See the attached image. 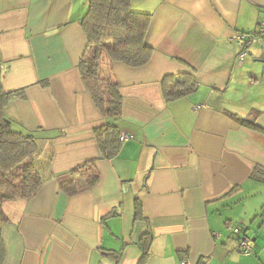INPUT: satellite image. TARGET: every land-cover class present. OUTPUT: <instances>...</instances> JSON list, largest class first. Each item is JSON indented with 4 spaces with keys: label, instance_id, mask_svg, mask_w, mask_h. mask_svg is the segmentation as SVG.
I'll use <instances>...</instances> for the list:
<instances>
[{
    "label": "crops",
    "instance_id": "obj_1",
    "mask_svg": "<svg viewBox=\"0 0 264 264\" xmlns=\"http://www.w3.org/2000/svg\"><path fill=\"white\" fill-rule=\"evenodd\" d=\"M151 13L139 67L113 62L122 96L116 156H102L94 130L105 119L78 62L86 0H0V77L21 91L5 114L52 136L44 181L0 209V264H264V39L237 58L236 32H254L264 0H134ZM193 72L197 88L166 101L161 80ZM202 105L201 108H195ZM257 116L261 129L243 123ZM95 159L99 181L67 195L58 177ZM143 219H135V200ZM243 227L251 254L236 248Z\"/></svg>",
    "mask_w": 264,
    "mask_h": 264
},
{
    "label": "trees",
    "instance_id": "obj_2",
    "mask_svg": "<svg viewBox=\"0 0 264 264\" xmlns=\"http://www.w3.org/2000/svg\"><path fill=\"white\" fill-rule=\"evenodd\" d=\"M134 0H86V10L80 25L86 45L78 62L85 89L105 122L94 130L102 156L111 159L120 149L119 121L122 116V96L111 64L122 62L129 67L145 65L153 49L145 43L151 13L134 8ZM197 82L193 72L167 74L161 80L162 95L174 101L194 92ZM21 91L5 92L0 77V209L5 201L29 198L44 179L42 166L48 168L51 159L49 141L52 136L40 129L28 131L18 127L5 114L7 104ZM257 116L243 123L261 129ZM252 177L264 181V169L255 167ZM99 181L96 160L90 159L58 177V184L67 195L92 188ZM135 219L141 220L140 202L135 200ZM152 234L141 233L138 244L143 252L141 264L147 256ZM3 245L0 239V262Z\"/></svg>",
    "mask_w": 264,
    "mask_h": 264
},
{
    "label": "built area",
    "instance_id": "obj_3",
    "mask_svg": "<svg viewBox=\"0 0 264 264\" xmlns=\"http://www.w3.org/2000/svg\"><path fill=\"white\" fill-rule=\"evenodd\" d=\"M233 41H235L236 45L239 48L237 58L242 60L249 49V47L264 39V17L261 18L254 30V32H236L233 37ZM202 105H196L195 108H201ZM132 138L131 134L127 133H120L119 140L121 142ZM231 232L233 235L238 236L236 241V248L240 253L243 254H251L253 250V242L251 238L247 235L244 231L243 227L241 226H234L231 228ZM179 264H192L189 261L183 259L179 262Z\"/></svg>",
    "mask_w": 264,
    "mask_h": 264
},
{
    "label": "rangeland",
    "instance_id": "obj_4",
    "mask_svg": "<svg viewBox=\"0 0 264 264\" xmlns=\"http://www.w3.org/2000/svg\"><path fill=\"white\" fill-rule=\"evenodd\" d=\"M250 237V236H249ZM253 251V250H252Z\"/></svg>",
    "mask_w": 264,
    "mask_h": 264
}]
</instances>
